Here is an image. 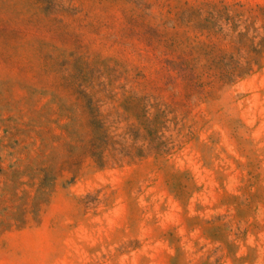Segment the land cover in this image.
I'll list each match as a JSON object with an SVG mask.
<instances>
[{
	"label": "rangeland",
	"instance_id": "374dc122",
	"mask_svg": "<svg viewBox=\"0 0 264 264\" xmlns=\"http://www.w3.org/2000/svg\"><path fill=\"white\" fill-rule=\"evenodd\" d=\"M0 264H264V0H0Z\"/></svg>",
	"mask_w": 264,
	"mask_h": 264
}]
</instances>
